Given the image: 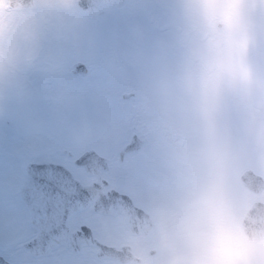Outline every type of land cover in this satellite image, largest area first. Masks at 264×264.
Wrapping results in <instances>:
<instances>
[{
    "label": "rangeland",
    "instance_id": "obj_1",
    "mask_svg": "<svg viewBox=\"0 0 264 264\" xmlns=\"http://www.w3.org/2000/svg\"><path fill=\"white\" fill-rule=\"evenodd\" d=\"M0 3L13 15L7 69L0 65V128L11 120L20 135L38 125L41 137L32 134L46 149L73 137L81 149L100 150L127 132L122 95L136 92L153 125L159 205L194 202L208 226L213 201L224 216L233 189L228 218L240 225L250 205L264 201L240 182L247 169L264 176V0H133L93 19L76 0H40L26 18ZM217 22L225 23L220 31ZM76 62L88 66L85 78L72 76ZM29 157L24 165L53 159L43 150ZM12 167L0 165V230L15 201ZM247 254L264 264V246Z\"/></svg>",
    "mask_w": 264,
    "mask_h": 264
},
{
    "label": "flooded vegetation",
    "instance_id": "obj_2",
    "mask_svg": "<svg viewBox=\"0 0 264 264\" xmlns=\"http://www.w3.org/2000/svg\"><path fill=\"white\" fill-rule=\"evenodd\" d=\"M3 43L0 41L1 46ZM133 129L140 143L137 152L122 153L134 137L127 133L123 140L104 146L101 155L109 164V170L103 173L109 183L107 190L129 196L139 210L135 213L129 208V212L125 209L118 215H106L94 212L91 205L73 213L72 185H66L68 193L59 195L62 201L48 205L58 209H54V218L60 225L58 236L67 243H61L48 256L34 258L22 245L38 232L33 229L27 206L18 195L7 224V245L0 249L11 264H253L246 252L264 246V239L256 243L245 241L232 222H226L224 228L221 222H210L207 226L205 208L201 205L196 208L193 202L182 207L159 205L153 194V125L138 120ZM23 140L2 137L0 150L22 160L30 155L22 152L30 144L28 138ZM56 145L55 161L70 173V182L88 185L96 180L76 164L86 151L80 152L78 142L62 140ZM14 177L16 182L25 179L21 174ZM123 203L128 205L129 201ZM93 240L95 245L90 243ZM102 246L115 248V257L99 255Z\"/></svg>",
    "mask_w": 264,
    "mask_h": 264
},
{
    "label": "water",
    "instance_id": "obj_3",
    "mask_svg": "<svg viewBox=\"0 0 264 264\" xmlns=\"http://www.w3.org/2000/svg\"><path fill=\"white\" fill-rule=\"evenodd\" d=\"M133 0H78L79 7L89 16L95 17L109 10L123 9L128 6ZM11 7L13 8H33L36 7L37 0H9ZM221 27V26H220ZM88 72L86 66L82 63H78L74 66V74L86 75ZM131 146L127 147L125 151H130ZM106 160L100 157L96 152L90 151L81 157L78 164L83 166L90 175H101V171L107 169V165L102 166ZM28 174L30 181L28 186L21 190V195L24 200H28L26 197L27 192H33L36 194L40 187L43 185V178L55 177V172H49L50 167L45 165H30L28 166ZM55 180V179H53ZM241 180L243 184L250 190L260 193L264 190V180L262 177L257 176L253 171L249 170L243 173ZM49 182L45 184V187L49 186ZM53 185V184H52ZM104 184L101 180L93 183L90 186L80 187L78 189L79 197L81 201H85V204L95 203L94 211H100L103 213L116 214L120 210V195L111 190L106 193ZM31 211H35L30 206ZM33 225H36L35 219L32 221ZM52 224L51 232H57L59 225L56 222H49ZM243 232L248 239H257L264 235V203H256L250 211L247 213L243 221ZM58 245L56 238L50 236L45 237L39 235L38 238L31 241L26 245L27 248L31 249L34 255H42L44 253H50ZM46 250V251H45ZM112 249L107 248L106 251L109 253ZM45 251V252H44ZM0 264H8L0 258Z\"/></svg>",
    "mask_w": 264,
    "mask_h": 264
},
{
    "label": "clouds",
    "instance_id": "obj_4",
    "mask_svg": "<svg viewBox=\"0 0 264 264\" xmlns=\"http://www.w3.org/2000/svg\"><path fill=\"white\" fill-rule=\"evenodd\" d=\"M207 194H208V195H211V194H212V188H211V187L209 188V191H208Z\"/></svg>",
    "mask_w": 264,
    "mask_h": 264
}]
</instances>
